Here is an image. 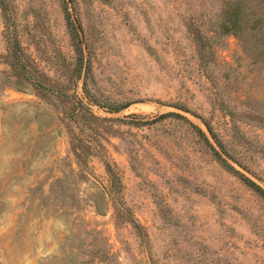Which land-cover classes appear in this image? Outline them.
I'll return each instance as SVG.
<instances>
[{"label":"rangeland","instance_id":"rangeland-1","mask_svg":"<svg viewBox=\"0 0 264 264\" xmlns=\"http://www.w3.org/2000/svg\"><path fill=\"white\" fill-rule=\"evenodd\" d=\"M0 2V264H264V0Z\"/></svg>","mask_w":264,"mask_h":264},{"label":"trees","instance_id":"trees-1","mask_svg":"<svg viewBox=\"0 0 264 264\" xmlns=\"http://www.w3.org/2000/svg\"><path fill=\"white\" fill-rule=\"evenodd\" d=\"M0 12H1L2 20H3V27H4V30L2 32V37L4 39V44H5V49H6V58L11 68L12 76L17 81L16 83H12V85L20 84L22 86H31L32 89H36V91L38 92L45 91L49 93L51 90L48 86L43 85L42 81L34 80L32 78L31 70L28 67V61L24 58V55H23L24 52L22 50V46L20 45V41L18 39L16 27L11 22V14L8 8H6L1 2H0ZM64 20H65L68 37H69V42H70V45L75 55V69H76L77 75L79 76L81 72L85 74L89 70V65H88V62H85L83 58L81 41L78 37L76 27L72 24L68 13H66V15L64 16ZM82 88L86 92L84 80L82 81ZM125 105L126 104H109L108 109L117 110L121 107H124ZM205 125L206 127H208V131L210 135L214 137L213 138L214 141H216V143L221 146V142L215 137V134L211 130L210 126L207 123ZM199 133L200 135H202L200 131ZM203 139L208 144V141L206 140V138L203 137ZM208 145L210 146V144ZM214 154L219 158V156L215 152ZM219 159L222 160L221 158ZM232 171H234V173H236L238 177L246 185H248L254 192H256L260 197L264 199V189L260 185L246 178L242 174H239L235 170H232Z\"/></svg>","mask_w":264,"mask_h":264}]
</instances>
